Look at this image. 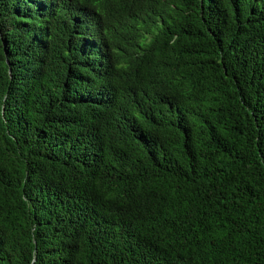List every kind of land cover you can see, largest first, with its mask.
Segmentation results:
<instances>
[{"label": "trees", "instance_id": "obj_1", "mask_svg": "<svg viewBox=\"0 0 264 264\" xmlns=\"http://www.w3.org/2000/svg\"><path fill=\"white\" fill-rule=\"evenodd\" d=\"M0 264H264V0H0Z\"/></svg>", "mask_w": 264, "mask_h": 264}]
</instances>
